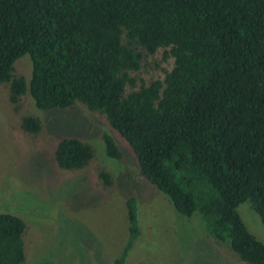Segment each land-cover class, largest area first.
I'll return each mask as SVG.
<instances>
[{
  "label": "trees",
  "instance_id": "trees-1",
  "mask_svg": "<svg viewBox=\"0 0 264 264\" xmlns=\"http://www.w3.org/2000/svg\"><path fill=\"white\" fill-rule=\"evenodd\" d=\"M123 38L125 41H123ZM169 49L172 70L125 95L142 49ZM31 61L27 83L14 64ZM15 105L27 92L37 109L82 103L104 114L132 149L140 175L185 217L247 264H264V244L237 207L248 202L264 226V0H0V85ZM31 134L40 121L28 116ZM105 154L122 152L103 135ZM91 148L61 139L56 164L80 169ZM107 186V173H100ZM129 243L139 236L135 199L126 202ZM24 222L0 214V264L23 262Z\"/></svg>",
  "mask_w": 264,
  "mask_h": 264
},
{
  "label": "rangeland",
  "instance_id": "rangeland-1",
  "mask_svg": "<svg viewBox=\"0 0 264 264\" xmlns=\"http://www.w3.org/2000/svg\"><path fill=\"white\" fill-rule=\"evenodd\" d=\"M168 50L148 55L137 49L140 69L129 72L134 84L126 85L125 95L164 80L174 66ZM13 75L29 82L28 55L15 62ZM28 116L39 119L38 133L21 128ZM104 134L114 139L121 160L106 156ZM64 138L91 148L86 166L66 170L56 164L54 150ZM102 172L109 175V186L100 179ZM130 198L135 199L139 236L124 264H247L228 244L209 236L197 212L182 216L140 175L132 149L104 114L80 102L67 109L40 110L28 92L13 105L9 85H0V214L14 215L25 224L21 264H113L129 243ZM237 213L264 244V226L250 204H240Z\"/></svg>",
  "mask_w": 264,
  "mask_h": 264
}]
</instances>
